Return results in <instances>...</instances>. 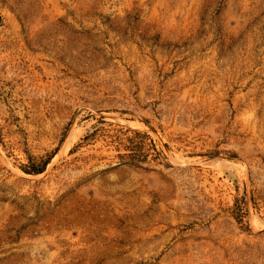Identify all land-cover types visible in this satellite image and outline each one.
I'll list each match as a JSON object with an SVG mask.
<instances>
[{
	"label": "rangeland",
	"instance_id": "1",
	"mask_svg": "<svg viewBox=\"0 0 264 264\" xmlns=\"http://www.w3.org/2000/svg\"><path fill=\"white\" fill-rule=\"evenodd\" d=\"M0 264H264V0H0Z\"/></svg>",
	"mask_w": 264,
	"mask_h": 264
}]
</instances>
